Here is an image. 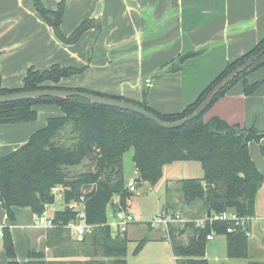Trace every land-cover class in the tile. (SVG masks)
Returning a JSON list of instances; mask_svg holds the SVG:
<instances>
[{
    "label": "trees",
    "instance_id": "trees-1",
    "mask_svg": "<svg viewBox=\"0 0 264 264\" xmlns=\"http://www.w3.org/2000/svg\"><path fill=\"white\" fill-rule=\"evenodd\" d=\"M33 2L37 12L54 29L56 36L63 43L77 42L92 26L96 28L97 34L100 32L98 22L86 21L71 37H66L61 31L66 0H62L56 11L46 9L42 0H33ZM263 48L264 39L243 57L229 62L198 100L180 113H158L150 108L146 96L142 103L121 97L112 98L132 102L154 113L165 122H176L194 113L198 105L222 79ZM263 66L264 55L249 69L240 72L235 80L221 91L203 115L184 127L173 130L164 129L130 111L94 105L76 97L39 98L1 104L0 125L36 121L38 112L35 106L38 104L58 105L65 114L60 118L48 119L47 126L35 132L25 145L12 154L0 158V203L8 218L12 221L16 219L14 207L29 208L35 215L43 214L56 202L54 189L64 186L66 190L63 197L67 207L55 213L53 216L55 226L49 231L51 233L65 231L73 241L64 226L75 220L77 213L68 205L73 200H80L83 188L93 186L86 195V214L88 223L93 225L94 229L79 244L87 242L100 233L110 246L108 253L120 259L115 264H127L123 259L127 255L129 242L127 233L114 235L108 221V210L111 208L113 213L129 212L134 192L130 191L125 181L123 157L130 148L134 149L133 162L138 176L136 185L141 183L156 185L163 178L166 165L175 162H199L203 168L204 178L180 181V192L185 203L190 204L200 200L211 214L230 211L240 218L254 216L257 195L264 183V174L258 170L251 158L248 144L251 141L260 142L264 135L255 127L247 129L239 125H230L216 116L206 119L205 114L238 81L244 82L245 96L255 92L264 82L250 85L246 78L251 72ZM178 70L179 68L172 69L169 65L160 72L171 73ZM80 72L79 69L62 68L58 65L46 71L32 67L28 70L21 89L5 88L0 80V96L21 91L63 89L58 86L59 82ZM76 91L105 96L86 90ZM70 127L79 136L71 137L72 144L67 146L57 141V138ZM262 153L264 155V147ZM87 161L93 163V171L84 173L76 180L67 177L66 169L79 167ZM232 226L234 224L207 222L204 227H199L195 222H187L181 229L171 225L166 236L172 244L178 264H208L207 237L212 233L226 237L228 258L248 259L249 230L245 227H237L230 233L228 228ZM187 232L189 239L184 243L181 237ZM146 241L147 239H143L140 245ZM4 248L10 264H17L15 245L11 230L8 228L4 229ZM43 258L41 252L30 249L29 261L26 264H45ZM249 264H264V262L252 261Z\"/></svg>",
    "mask_w": 264,
    "mask_h": 264
},
{
    "label": "crops",
    "instance_id": "crops-1",
    "mask_svg": "<svg viewBox=\"0 0 264 264\" xmlns=\"http://www.w3.org/2000/svg\"><path fill=\"white\" fill-rule=\"evenodd\" d=\"M58 1L42 0V3L46 9L56 11L60 4ZM86 21L98 22L100 32L97 34L96 28L92 26L88 29L90 30L88 36L85 34L72 44L65 43L68 46H66L68 55L62 54L59 56L60 60L56 61L61 64V61L66 59L83 60L86 57L95 60L101 58L107 49L103 59L109 64L137 60L140 64L146 62L149 66L147 93L108 86L111 89L107 90L109 96L137 103H142L146 96L153 110L161 114H174L195 103L229 62L243 57L264 39V0H66L61 24L62 33L66 37H71ZM13 30H22V35L25 36L31 35L36 41L34 49L43 52V56L50 54L48 52L51 51V46L54 50L57 44H63L57 39L54 29L37 12L33 0H0V68L4 63L10 64L16 66L15 71L21 74L28 72L32 67L36 68L34 65L30 66L31 64L27 66L28 63H36L33 61L35 55L14 52L15 42L11 47L9 44ZM93 33L96 38L100 37L96 44L99 49L96 46L94 50L91 48L88 52L83 46ZM9 52L10 57L4 60ZM53 57L57 59L54 54ZM174 62H178L182 67L179 68V72H159ZM194 65H202L203 69L191 71ZM4 87L16 90L23 86ZM254 95L245 97L241 93L234 94L232 90L228 91L214 103L207 112L206 119L216 116L229 124L243 125L240 124L243 114L246 113L248 119V112L253 107L264 106V96L259 98L253 97ZM260 125L264 129V121ZM261 130L264 135V130ZM37 131L39 129L35 130L30 123L0 125V158L25 145ZM263 143L264 137L261 144ZM259 161L260 166L254 162L258 170L264 174V158ZM61 196H64L63 192ZM194 202L193 205L184 202L190 207L185 212L184 222L203 220L208 215V210L203 208V205L202 207L194 205ZM175 207L173 204H167L165 212L171 209L170 211L182 218L181 211ZM0 209L5 212V220L9 219L2 203ZM31 212L33 215L32 210ZM15 214L17 216L19 212L15 211ZM26 226L29 250L41 252L40 249L32 248V244L38 241L37 230H47L37 228L35 221L32 226L30 224ZM5 228L12 230L3 226V229ZM248 230V259L228 258L227 240L225 239L226 243L216 242L214 238L212 252L208 253L207 250V261L211 258L214 264L264 262V183L258 192L255 214L250 218ZM187 234L189 236V232ZM186 236L185 233L181 240ZM188 239L185 241L188 242ZM173 256L177 263L174 254Z\"/></svg>",
    "mask_w": 264,
    "mask_h": 264
},
{
    "label": "rangeland",
    "instance_id": "rangeland-1",
    "mask_svg": "<svg viewBox=\"0 0 264 264\" xmlns=\"http://www.w3.org/2000/svg\"><path fill=\"white\" fill-rule=\"evenodd\" d=\"M61 2L62 0L58 1V3ZM89 31L90 30L85 31L82 34V37L85 34L88 36ZM12 34L13 36L9 44L11 47L15 42L13 49L14 52H28L30 56L35 55V59L33 61L36 63H28L27 66L31 64L30 66L34 65L37 70L46 71L52 69L53 66L58 65L62 68H75L81 71L80 73L74 74L70 77L63 78L59 82L58 86H61L65 89L86 90L98 93L100 92L102 95L106 94L105 96H109V91H107L111 90L109 87H115L120 90H129L132 92H142L143 94L147 93L146 91L149 89V80L147 83L149 66L146 62L140 64L137 60L109 64L108 61L103 59L105 52L107 51V49H105L104 55L99 59L97 58L92 60L90 57L83 58V60L66 59L61 61L62 63L59 64V62L56 61L60 60L59 56H62V54H68L66 53L67 45L63 43L57 36V39L63 44H57L54 50H52L51 46V51L48 52L50 54L43 56V52H39V50L34 49L36 41L31 35H22V30H13ZM99 39L100 37L96 38L95 33H93L90 39L85 42L83 47H85L88 52L91 50V48L94 50ZM97 49H99L98 46ZM53 54L54 56L56 55L57 59L53 57ZM9 57L10 52L3 59L5 60ZM65 58L68 57L65 56ZM168 66L169 65L166 67ZM170 66H172V69L182 68L178 62H174V64H170ZM16 68V66H11L10 64L5 65L4 63V65H1L0 74L3 86L17 88L24 85L27 72L21 74L15 71ZM199 68L203 69V66L194 65L191 67V71H195ZM165 72L167 71H163V73ZM246 80L250 85L256 84L257 82H264V66L251 72L247 76ZM244 88V82L238 81L230 88L229 91L232 90L234 94L241 93L243 96H245ZM256 92L257 94H255ZM263 94L264 83L249 96L254 95L253 97L261 98V96H264ZM35 110L38 112L37 120L30 123L31 127L35 128V130H41L45 128L47 126L48 119L50 118H60L65 116L63 109L60 106L54 104H38L35 106ZM263 110L264 106L262 105L253 107L252 110L248 112V119L247 114H243V120L240 123H243V125L239 126L247 129L255 127L257 130H259L261 128V125L259 126V124L263 123L264 121ZM207 115L208 114H205V117H207ZM258 121L260 123H257ZM263 130L264 129L261 131ZM78 136L79 134L73 131V129L70 127L65 132H63L62 135L58 136L57 141L69 146L72 144L71 137ZM261 142L262 140L260 142L251 141V147L250 143L248 144L249 151L251 150L250 156L258 164V166H260L259 160L262 161L264 158L262 153V147H264V143L262 145ZM133 155L134 149L130 148L124 153L123 157L124 177L127 184H131L138 179L137 171L133 162ZM93 170V163L87 161L79 167L66 169L65 171L67 177L70 180H76L84 173H88ZM261 170H263V168ZM203 177L204 172L201 163L193 161L175 162L165 167L164 177L156 185L153 186L149 183H141V185H136V191H134V197L130 202L129 208V213L133 216L135 223L129 226V230L127 232V239L129 241L127 244V255L125 258H123L126 260L127 264H178L175 263L172 252V244L167 239V234L162 229L153 228L150 223L165 212L167 204H173V206H176L175 208L181 211L182 222H184L186 216L185 212L190 207L184 203L183 195L180 192V181L184 179H202ZM92 188L93 186L83 188L82 194L89 193ZM194 203V205L197 204L201 207L203 205V208H205L203 202L200 200H197ZM64 208V197L61 196V193H56V202L54 205H51L47 208V216L52 218L56 212L61 211ZM170 210L171 209H169L167 212V215H169V221H171V216L172 218H175L177 215H179L177 213H173ZM13 211L19 212V214L16 216V219L14 221L10 219L5 220V212L0 209V229H3V226L10 227L12 229L11 233L16 250V260L18 261L17 264H26L29 261V245L27 236L25 234V227H27L26 225L28 224L31 226L34 224L35 215L30 214L32 212L29 208L14 207ZM108 221L110 226L117 223V220H115L113 217V211L111 208L108 210ZM171 225L181 229L183 226H185V223L170 222L169 227ZM112 229L114 235L120 233L116 228L112 227ZM186 235L187 236L184 237L182 242H186L185 240L189 238L187 233ZM152 236L155 239H153ZM36 237L40 242L37 241L36 243H33L32 248L35 250H41V253L44 256L43 261L45 264H115V262L120 260L119 258L108 253L110 246H108L105 237L100 233L82 244L71 241L65 231L51 233L49 230H37ZM214 238L216 239V242L225 241L226 243V237L223 235H214ZM143 239H147V241L140 245ZM207 250L208 253L212 252V241L208 243ZM208 261L209 264H214L211 258ZM0 264H10L6 250L4 248V238H0Z\"/></svg>",
    "mask_w": 264,
    "mask_h": 264
},
{
    "label": "water",
    "instance_id": "water-1",
    "mask_svg": "<svg viewBox=\"0 0 264 264\" xmlns=\"http://www.w3.org/2000/svg\"><path fill=\"white\" fill-rule=\"evenodd\" d=\"M264 55V48L252 56L246 63L241 65L239 68L234 70L232 73L227 75L224 79H222L206 96V98L198 105L194 113L185 117L182 120L176 122H165L160 119L154 113L128 101H124L121 99H116L112 97L101 96L89 92H81L76 90H69V89H41L35 91H21V92H14L7 95L0 96V105L1 104H10V103H19L24 101L35 100L39 98H61V99H69V98H81L89 101L94 105H100L109 108H118L124 111H130L132 113L138 114L147 118L150 121H153L160 127L173 130L179 129L187 125L188 123L194 121L195 119L199 118L203 115L207 109L212 105L215 98L221 93V91L235 78L238 74L242 71H246L249 69L251 65H253L257 60H259ZM211 213L208 212V217H210Z\"/></svg>",
    "mask_w": 264,
    "mask_h": 264
},
{
    "label": "built area",
    "instance_id": "built-area-1",
    "mask_svg": "<svg viewBox=\"0 0 264 264\" xmlns=\"http://www.w3.org/2000/svg\"><path fill=\"white\" fill-rule=\"evenodd\" d=\"M128 188L130 191H136V183L133 182L128 184ZM66 188L64 186H59L54 189V194L62 193L64 195ZM88 193L82 194L79 201H71L68 205L72 210L77 213L75 220L70 221L64 226V229L68 231L72 240L76 243H81L85 240L86 235L91 233L94 229L93 225H90L87 221V214H86V195ZM67 207V205H65ZM168 213L164 212L161 216L157 217L154 221L150 224L153 228L162 229L167 235L169 232V225L170 222H182V218L180 215L177 217L172 218L171 221L168 220L169 215ZM113 217L117 220L115 225H111V227L116 228L120 233H127L129 230V226L135 223L133 216L127 211H119L117 213H113ZM251 217H244L240 218L233 212H223L221 214H211L210 217L206 216L205 219L199 221H187V222H195L199 227H204L207 222H222V223H231L234 226L228 228V232H234L237 227H245L248 228L249 222ZM184 222V223H187ZM35 226L37 228H42L44 230H50L55 225L53 224V218L47 216V211L43 214L35 215ZM249 234V231L248 233ZM214 233L208 235V241H212L214 239ZM0 237L4 238V229H0Z\"/></svg>",
    "mask_w": 264,
    "mask_h": 264
}]
</instances>
